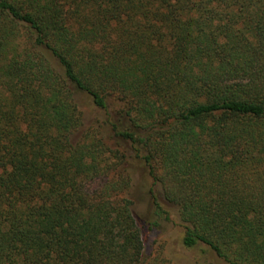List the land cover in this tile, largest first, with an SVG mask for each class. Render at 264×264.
Wrapping results in <instances>:
<instances>
[{"label":"trees","instance_id":"16d2710c","mask_svg":"<svg viewBox=\"0 0 264 264\" xmlns=\"http://www.w3.org/2000/svg\"><path fill=\"white\" fill-rule=\"evenodd\" d=\"M127 157L185 248L264 264V0H0V264H141Z\"/></svg>","mask_w":264,"mask_h":264},{"label":"rangeland","instance_id":"374dc122","mask_svg":"<svg viewBox=\"0 0 264 264\" xmlns=\"http://www.w3.org/2000/svg\"><path fill=\"white\" fill-rule=\"evenodd\" d=\"M121 109V104L111 103L110 118L118 127L125 129L128 127V120L124 117ZM80 110L85 115L82 131L91 124L98 128L106 119L105 113L91 107L85 97L80 102ZM105 142L111 148H119L113 141L109 142L106 138ZM118 150L121 151L120 155L123 154L122 148ZM119 170L125 173L122 177L130 179V189L124 196L133 202L132 212L144 241V255L141 264H226L206 247L187 249L183 246L182 239L185 230L178 209L164 198L159 185L154 186L153 179L141 160L129 157L122 159ZM153 188L161 205L160 210L155 206L151 195ZM201 251L204 254H201Z\"/></svg>","mask_w":264,"mask_h":264}]
</instances>
